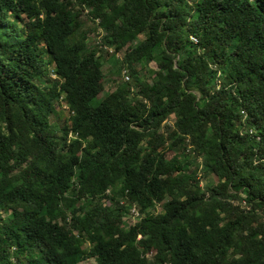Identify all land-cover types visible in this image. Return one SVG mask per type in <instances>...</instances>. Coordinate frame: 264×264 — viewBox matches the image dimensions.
Masks as SVG:
<instances>
[{"label": "trees", "instance_id": "obj_1", "mask_svg": "<svg viewBox=\"0 0 264 264\" xmlns=\"http://www.w3.org/2000/svg\"><path fill=\"white\" fill-rule=\"evenodd\" d=\"M89 257L264 264V0H0V264Z\"/></svg>", "mask_w": 264, "mask_h": 264}, {"label": "rangeland", "instance_id": "obj_2", "mask_svg": "<svg viewBox=\"0 0 264 264\" xmlns=\"http://www.w3.org/2000/svg\"><path fill=\"white\" fill-rule=\"evenodd\" d=\"M85 14V13H84ZM84 20H87V15H83ZM88 24H90V26L92 27V31L89 35V40L90 42H94L97 38L99 40L100 36H101V32L97 26V22H88ZM140 38H142V36H140ZM140 38L138 39V41L140 40ZM130 47V45H127L125 47L126 51L127 49ZM157 49V47L154 49V51ZM104 56H105V61H104V65H103V70L106 73V77L104 78V85H105V91H111L115 88L117 80H120L122 78H124L123 76V70H126V67H123V70L120 71V73H117V68L119 67L120 60L123 59L124 54H125V50L123 49L122 51L116 52L113 49H109V51L107 52L106 49L104 51L101 52ZM148 67L150 68H156V63L154 61H151L148 65ZM50 68V76L53 78L55 76V74L53 73V71L51 70V66ZM139 68H141V66H139ZM127 71V70H126ZM142 73H144V70H141ZM47 78V77H46ZM44 78V79H46ZM64 108V112H67L68 107L66 105L62 106ZM215 180L212 176L210 178H208L207 180ZM205 183V179L202 180L201 184ZM244 203V202H243ZM128 209H130V206L128 207ZM161 210V206L158 204L153 211L157 212ZM138 216H135L130 210L127 211L124 215V220H126L128 223L129 222H134L137 219ZM89 247L88 243L84 244V249L87 250ZM82 264H95L96 261L93 257H89L84 259L82 262Z\"/></svg>", "mask_w": 264, "mask_h": 264}, {"label": "built area", "instance_id": "obj_3", "mask_svg": "<svg viewBox=\"0 0 264 264\" xmlns=\"http://www.w3.org/2000/svg\"><path fill=\"white\" fill-rule=\"evenodd\" d=\"M99 30H100V32H102V30H101V28H99ZM98 42H100L99 40H98ZM123 75H124V78L126 77V78H128V76H127V71L126 70H123V73H122ZM121 203H124V200H122L121 201ZM135 216H138V209H137V206H136V204H132L131 206H130V209H129Z\"/></svg>", "mask_w": 264, "mask_h": 264}]
</instances>
